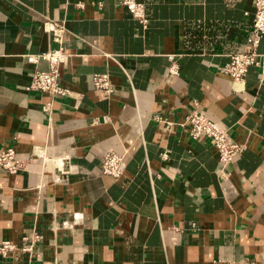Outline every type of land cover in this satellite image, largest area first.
<instances>
[{
	"label": "crops",
	"instance_id": "crops-1",
	"mask_svg": "<svg viewBox=\"0 0 264 264\" xmlns=\"http://www.w3.org/2000/svg\"><path fill=\"white\" fill-rule=\"evenodd\" d=\"M138 1L147 28L120 0H0V153L27 161L0 168V244L41 236L0 264H264V77L221 71L246 49L256 0ZM47 17L67 29V95L28 89L50 65L27 56L59 47ZM191 111L244 147L229 178L182 126ZM109 152L124 155L120 179L103 173Z\"/></svg>",
	"mask_w": 264,
	"mask_h": 264
},
{
	"label": "built area",
	"instance_id": "built-area-1",
	"mask_svg": "<svg viewBox=\"0 0 264 264\" xmlns=\"http://www.w3.org/2000/svg\"><path fill=\"white\" fill-rule=\"evenodd\" d=\"M129 12L145 28L149 20L146 15L145 5L138 0H120ZM256 12L253 20V28L247 39L246 49L242 53H236L230 57L221 71L231 77L236 84H243L250 67H257L264 77V53L258 51L260 43L264 40V0H256ZM43 30L50 35L54 43L59 47L51 49L39 55H28L27 61L37 64L40 61H47L50 65L49 71H36L33 74L29 90L46 92L55 95H67L69 91L60 85V68L68 62L69 55L63 47L64 35L67 32L65 23L46 18L43 23ZM171 65L169 75L179 74V65L175 57H170ZM93 84L97 89L110 94L113 86L109 74H96L93 76ZM170 124V123H169ZM190 126V134L193 138H207L218 150L221 163L220 176L224 179L230 177L229 166L243 151L244 147L232 143L229 139V130L221 127L218 123L209 120L197 111H191L182 126ZM166 156V155H164ZM26 159L19 156L13 149L0 153V168L15 174L25 170ZM65 167H60L64 172ZM103 173L115 179H120L124 173V155L116 152H109L103 157ZM41 240L37 233L25 235L19 242L3 241L0 244V259L7 258L17 252H29Z\"/></svg>",
	"mask_w": 264,
	"mask_h": 264
}]
</instances>
